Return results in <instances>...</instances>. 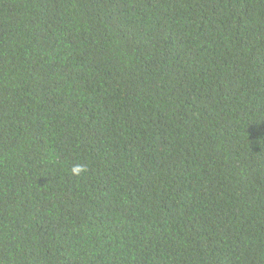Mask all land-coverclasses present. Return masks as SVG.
Returning <instances> with one entry per match:
<instances>
[{
    "label": "trees",
    "instance_id": "1",
    "mask_svg": "<svg viewBox=\"0 0 264 264\" xmlns=\"http://www.w3.org/2000/svg\"><path fill=\"white\" fill-rule=\"evenodd\" d=\"M0 264H264V0H0Z\"/></svg>",
    "mask_w": 264,
    "mask_h": 264
},
{
    "label": "clouds",
    "instance_id": "2",
    "mask_svg": "<svg viewBox=\"0 0 264 264\" xmlns=\"http://www.w3.org/2000/svg\"><path fill=\"white\" fill-rule=\"evenodd\" d=\"M83 170H84V169H83L82 167H80V166L74 167V168L72 169V171H73L74 174H79V173L82 172Z\"/></svg>",
    "mask_w": 264,
    "mask_h": 264
}]
</instances>
